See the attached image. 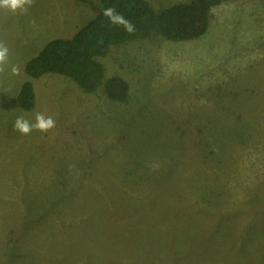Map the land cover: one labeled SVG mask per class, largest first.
<instances>
[{"label":"rangeland","instance_id":"374dc122","mask_svg":"<svg viewBox=\"0 0 264 264\" xmlns=\"http://www.w3.org/2000/svg\"><path fill=\"white\" fill-rule=\"evenodd\" d=\"M99 8L0 9V264H264V0L213 8L196 40L151 32L111 47L99 61L128 83L123 101L102 85L85 93L62 75H26L47 42ZM28 80L31 111L17 102ZM37 113L55 128L14 130Z\"/></svg>","mask_w":264,"mask_h":264},{"label":"trees","instance_id":"16d2710c","mask_svg":"<svg viewBox=\"0 0 264 264\" xmlns=\"http://www.w3.org/2000/svg\"><path fill=\"white\" fill-rule=\"evenodd\" d=\"M236 0H188L155 10L148 0H99V11L70 38H56L47 42L40 52L26 62L24 72L31 79L47 74L62 75L85 92L91 93L101 85L114 101H123L129 92L128 83L119 76L105 78V69L99 61L111 47L119 46L156 32L173 41H189L202 37L209 26L212 9ZM112 7L135 26L128 33L123 26L110 23L103 15ZM25 111L35 107L32 83L25 81L17 96Z\"/></svg>","mask_w":264,"mask_h":264},{"label":"clouds","instance_id":"9594fccd","mask_svg":"<svg viewBox=\"0 0 264 264\" xmlns=\"http://www.w3.org/2000/svg\"><path fill=\"white\" fill-rule=\"evenodd\" d=\"M32 6V0H0V9H7L12 13L20 12L26 14L28 9ZM103 15L107 17L110 23L114 25L123 26L128 33L135 31V26L131 21L127 20L122 14L115 11L114 8L109 7L103 11ZM9 59V49L0 42V73H5ZM13 75L19 74V69L15 66L11 69ZM56 121L51 116H45L43 113H37L35 116V123H31L24 117H18L14 123V130L22 135H28L33 130L40 132H48L55 128Z\"/></svg>","mask_w":264,"mask_h":264}]
</instances>
